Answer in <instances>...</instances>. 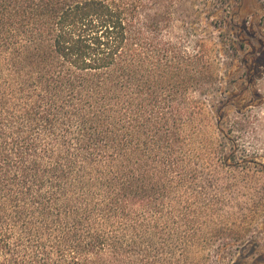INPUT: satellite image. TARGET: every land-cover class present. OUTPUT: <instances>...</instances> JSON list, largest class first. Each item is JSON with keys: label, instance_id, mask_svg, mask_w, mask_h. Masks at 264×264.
<instances>
[{"label": "trees", "instance_id": "16d2710c", "mask_svg": "<svg viewBox=\"0 0 264 264\" xmlns=\"http://www.w3.org/2000/svg\"><path fill=\"white\" fill-rule=\"evenodd\" d=\"M215 1L0 0V264H237L257 244L210 196L241 166L211 122Z\"/></svg>", "mask_w": 264, "mask_h": 264}, {"label": "rangeland", "instance_id": "374dc122", "mask_svg": "<svg viewBox=\"0 0 264 264\" xmlns=\"http://www.w3.org/2000/svg\"><path fill=\"white\" fill-rule=\"evenodd\" d=\"M212 22L210 50L218 66L211 122L231 138L226 153L235 152L241 166L214 175L210 196L224 203L228 238L257 242L236 251L237 264H264V0H228Z\"/></svg>", "mask_w": 264, "mask_h": 264}]
</instances>
